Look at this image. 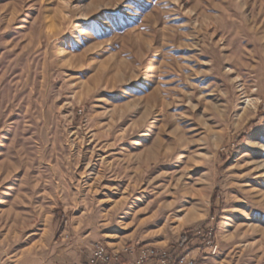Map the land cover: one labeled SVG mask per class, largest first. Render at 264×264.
<instances>
[{"label": "rangeland", "instance_id": "obj_1", "mask_svg": "<svg viewBox=\"0 0 264 264\" xmlns=\"http://www.w3.org/2000/svg\"><path fill=\"white\" fill-rule=\"evenodd\" d=\"M191 231L264 264V0H0V264Z\"/></svg>", "mask_w": 264, "mask_h": 264}, {"label": "built area", "instance_id": "obj_2", "mask_svg": "<svg viewBox=\"0 0 264 264\" xmlns=\"http://www.w3.org/2000/svg\"><path fill=\"white\" fill-rule=\"evenodd\" d=\"M211 233H209L210 235ZM210 248L217 245L209 238ZM78 264H198L197 258L188 245H181L174 250L166 247L164 250H152L150 245H130L127 251L113 254L111 246H105L101 241L89 245L84 258Z\"/></svg>", "mask_w": 264, "mask_h": 264}, {"label": "crops", "instance_id": "obj_3", "mask_svg": "<svg viewBox=\"0 0 264 264\" xmlns=\"http://www.w3.org/2000/svg\"><path fill=\"white\" fill-rule=\"evenodd\" d=\"M89 246L80 247L78 243L65 245L63 249L60 247L52 254L43 256H28L19 264H78L84 258V254L88 251Z\"/></svg>", "mask_w": 264, "mask_h": 264}, {"label": "trees", "instance_id": "obj_4", "mask_svg": "<svg viewBox=\"0 0 264 264\" xmlns=\"http://www.w3.org/2000/svg\"><path fill=\"white\" fill-rule=\"evenodd\" d=\"M202 241L201 236L198 234V232H194L191 231L188 234H185V236L183 237L182 241L178 244L180 245H188V246H192L194 245L196 242L199 243ZM171 249H174V247L172 246Z\"/></svg>", "mask_w": 264, "mask_h": 264}]
</instances>
